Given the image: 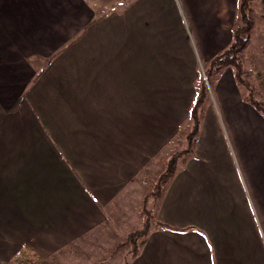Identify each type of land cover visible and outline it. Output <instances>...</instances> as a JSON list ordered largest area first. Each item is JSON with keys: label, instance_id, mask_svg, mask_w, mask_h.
Segmentation results:
<instances>
[{"label": "crops", "instance_id": "crops-1", "mask_svg": "<svg viewBox=\"0 0 264 264\" xmlns=\"http://www.w3.org/2000/svg\"><path fill=\"white\" fill-rule=\"evenodd\" d=\"M239 2L129 0L107 14L104 0H0V264L24 245L44 258L89 246L97 264L114 263L101 239L120 246L132 203L141 217L148 191L137 174L173 133L169 111L189 110L202 63L231 42ZM180 6L200 50L181 26L169 39ZM208 99L218 135L203 125L196 157L175 172L155 216L206 224L209 250L200 231L150 229L129 264H264V115L229 66ZM139 115L148 120L132 125Z\"/></svg>", "mask_w": 264, "mask_h": 264}, {"label": "rangeland", "instance_id": "rangeland-1", "mask_svg": "<svg viewBox=\"0 0 264 264\" xmlns=\"http://www.w3.org/2000/svg\"><path fill=\"white\" fill-rule=\"evenodd\" d=\"M106 4V13L108 14V11L111 9L117 10L118 8H121L125 6L129 0H104ZM100 6V5H98ZM239 13V9H238ZM178 14H173V16H169L168 26V36L169 39L174 40L177 42L178 36H177V30L179 27H183L185 31V35L189 41L190 47L192 49L199 48V43L196 37V31H194V24L192 20V16L188 13L187 10L184 9V6L179 7ZM251 16L255 19V25L253 27L252 33H251V41L247 46L246 51H244L242 56V63L243 66L246 69L252 70L255 76V84L256 88L262 92L264 95V0H255L253 3L252 11L250 12ZM173 19V21H172ZM180 21V22H179ZM179 22V23H178ZM240 23V15H237V23L235 26ZM179 26V27H178ZM234 26V27H235ZM116 47L113 48V51H116ZM182 52V50H181ZM180 52V53H181ZM203 65V63H202ZM224 69V68H223ZM222 69V70H223ZM199 70V69H198ZM200 75L203 76V68L201 66ZM198 76L196 79H194V98L193 102L190 104V108L186 113H182L181 109H178L177 104L176 107L172 108L169 111L170 120L171 122L174 121L176 117V124L174 123V126L171 128L174 130L173 133H170V137H168L167 141L160 146L155 152L151 153V157L147 160V164L143 167V170H139V174H137L139 177L144 178L146 180L145 188L148 192L152 191L154 188H156L155 181L153 178L156 175H160L164 170H166L169 166V163L172 158L177 159L176 163V169L175 172H179L190 159L195 158L197 154V144L198 140L201 138V133L203 134L204 128L203 125H207V134L212 138L216 139V136L218 135V130L215 126L214 122V116H212V110L210 109V99H208L209 95V88L213 86V79L210 78L209 82L205 83L208 89V94L201 97V90L200 86H202L201 89H203V84L200 79L202 76ZM208 81V80H207ZM240 86L241 93L243 96H246L248 94V91L245 87ZM199 91V92H198ZM155 102H157V95ZM201 97V101L198 102V121H199V127L198 130H194V122L195 120L192 118L191 115V109L196 105L195 101ZM129 98V97H128ZM129 103V101H128ZM32 112V110H30ZM214 111L216 113V109L214 108ZM107 113L111 114L112 116H117V110H109ZM132 116L134 117L133 112H130ZM143 113V112H141ZM163 112L161 111H152V117H154V120H160ZM167 112H164L166 114ZM172 115V116H171ZM148 120V118H144L143 116H135V119L132 123V125H136L137 123H145ZM218 124L219 128L223 131V124L221 123L220 117L218 118ZM16 126L15 123H11L9 125V128L12 130V128ZM28 126V125H27ZM156 127V125H155ZM154 127V129H155ZM203 129V132L201 130ZM32 132V126L28 129L26 134H29ZM148 130L145 129V131H137L136 136L139 137H146L148 135ZM17 133V132H16ZM153 133L155 134L154 130ZM222 133V132H221ZM201 135V136H200ZM224 136V133H223ZM214 139V140H215ZM171 180V179H170ZM169 180V182H170ZM167 183V185L169 184ZM166 185V187H167ZM165 187V189H166ZM125 188H123L124 190ZM165 191V190H164ZM126 191H122L118 196L126 197L125 194ZM164 193V192H163ZM160 198V197H159ZM158 198V199H159ZM154 197L148 196L144 202L141 203V217L138 218V204L132 203L131 211L127 207L124 213L126 216L124 218L119 219L120 228L123 229V233L126 232L129 233L133 230L139 229L143 225L144 221V211L143 207H145L146 210H149L152 216H154V222L151 225V230H158V231H167L170 232H189L187 233V236L193 233L198 234L200 231L201 235L203 236L205 243L207 245V248L209 250L208 244H209V232L205 228L208 229V226L206 224H203V228L199 229L198 226H193L189 224H178L177 222L173 224H168L170 226V229L164 227L167 226L164 225H156V221L165 224L162 220L158 219L157 215V207L158 204L160 205V200H158ZM114 206V205H112ZM115 210V207H113ZM206 218H203L205 220ZM208 221V220H205ZM114 223L116 224V220H114ZM107 227L109 228V223L107 222ZM118 227V225L116 224ZM156 227V229H155ZM122 231V230H121ZM166 234L167 232H163V235L166 240ZM168 236H170L168 234ZM171 238L169 237V240ZM145 241V240H144ZM142 241L139 244V249L136 252L135 256L131 255L130 251V245L128 243H125V236L122 237V243L120 246L116 247L117 240L113 239L112 237L105 238L104 240L101 239V243H105V249H110L114 251V256H112V259L114 261L113 264H129L130 261H132L140 252L141 247L144 243ZM97 244V240L95 241ZM100 247V246H99ZM116 247V248H115ZM96 248H91L89 246L82 247V248H64L58 253L49 256L48 258L41 257L38 253L33 252V249L28 247L27 245L22 246V248L14 255L9 256V260L5 262L4 264H97L96 260H98V256H96L93 253V250ZM99 251H101L100 248H98ZM213 251V259H216V255ZM71 261V262H70ZM109 263H112L111 260L108 261Z\"/></svg>", "mask_w": 264, "mask_h": 264}, {"label": "trees", "instance_id": "trees-1", "mask_svg": "<svg viewBox=\"0 0 264 264\" xmlns=\"http://www.w3.org/2000/svg\"><path fill=\"white\" fill-rule=\"evenodd\" d=\"M255 0H240L239 2V15L240 23H238L232 29V38L231 42L227 47L218 51L214 56H212L208 62H204L202 65L203 75L206 76L208 82L212 78L213 81L219 76V73L225 67H232L234 71V78L238 85L245 87L248 91V94L244 96L245 101L252 105L257 111L264 115V95L260 90L256 88L255 76L252 70L246 69L242 63V56L244 51L247 49L248 44L251 41V33L255 25V19L251 16L250 12L252 11L253 3ZM202 76V75H200ZM202 86H200L201 97L208 94V89L203 79V76L200 77ZM199 92V91H198ZM201 97L195 101L196 105L191 109L192 118L194 122V130L197 131L199 127L198 121V102L201 101ZM177 159L174 157L171 159L169 166L164 170L160 175H156L153 180L155 181L156 188L152 191L145 194L143 202L145 199L151 195L158 199L163 195L165 187L169 180L175 174ZM144 179V178H143ZM144 211V221L142 227L139 229L133 230L126 234L125 243L130 245L131 255L135 256L136 252L139 249V244L145 240L152 223L154 222V216L150 213L149 210H146L143 207ZM156 225H166L161 224L156 221ZM170 229V226H164Z\"/></svg>", "mask_w": 264, "mask_h": 264}, {"label": "built area", "instance_id": "built-area-1", "mask_svg": "<svg viewBox=\"0 0 264 264\" xmlns=\"http://www.w3.org/2000/svg\"><path fill=\"white\" fill-rule=\"evenodd\" d=\"M203 79H204L205 83H207V82H208V81H207V78H206V76H205V75H203Z\"/></svg>", "mask_w": 264, "mask_h": 264}]
</instances>
